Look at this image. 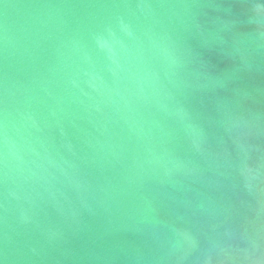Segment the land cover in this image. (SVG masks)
I'll list each match as a JSON object with an SVG mask.
<instances>
[{
	"label": "water",
	"instance_id": "95a60500",
	"mask_svg": "<svg viewBox=\"0 0 264 264\" xmlns=\"http://www.w3.org/2000/svg\"><path fill=\"white\" fill-rule=\"evenodd\" d=\"M0 264H264V0H0Z\"/></svg>",
	"mask_w": 264,
	"mask_h": 264
}]
</instances>
